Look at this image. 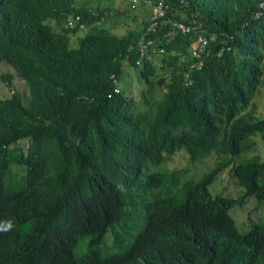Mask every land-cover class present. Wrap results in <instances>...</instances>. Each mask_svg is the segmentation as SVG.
I'll list each match as a JSON object with an SVG mask.
<instances>
[{
  "label": "trees",
  "instance_id": "trees-1",
  "mask_svg": "<svg viewBox=\"0 0 264 264\" xmlns=\"http://www.w3.org/2000/svg\"><path fill=\"white\" fill-rule=\"evenodd\" d=\"M190 1L201 12L210 40V55L203 53L199 59L202 65L189 52L192 35L162 43L164 54L142 57L137 42L153 12L143 2L130 6L131 14L80 0L1 2L6 12L18 16L11 27L30 28L33 42L19 35L23 54L14 63L30 89L29 101L17 92L10 99L0 94V110L5 109L0 119V170L46 163L62 177L55 190L62 194L61 201H52L51 214L32 220L43 233L36 241L26 234L4 264H86L61 243L71 211L65 201L78 193L100 197L108 189L120 192L116 178L108 175L133 153L130 145H150L165 123H185L204 137L215 133L214 123L225 137L224 150L234 155L246 153L254 146L251 137L263 134L256 101L264 96V21L245 23L263 10L264 0ZM173 5L178 2L173 0ZM141 8L148 18L138 12ZM118 17H132L137 28L114 34L108 24ZM82 26L85 34L73 46L72 38ZM129 69L135 71L136 82ZM166 73L171 74L169 82ZM2 81L11 84V77L3 76ZM133 84L142 88L139 100L128 93ZM237 112L244 114L235 119ZM211 153L203 147L201 158Z\"/></svg>",
  "mask_w": 264,
  "mask_h": 264
},
{
  "label": "clouds",
  "instance_id": "clouds-1",
  "mask_svg": "<svg viewBox=\"0 0 264 264\" xmlns=\"http://www.w3.org/2000/svg\"><path fill=\"white\" fill-rule=\"evenodd\" d=\"M2 1L0 81L28 102L30 89L14 63L23 54L19 35H25L32 43V32L30 28L11 27L18 16L6 12ZM176 1L178 5L172 6L173 0L167 4L177 18L190 23V15L198 13L201 19V12L190 0ZM180 4L187 7L183 9ZM259 11L245 26L251 20L264 21V16L256 18ZM166 28L159 31L164 33ZM3 76L11 77V84L3 82ZM165 76L169 82L171 74ZM17 81L29 90L26 100L15 89ZM191 84L189 79L187 85ZM13 93L9 97L0 91L4 99L12 98ZM4 113L3 108L0 119ZM244 113L237 112L234 118ZM211 126L215 133L204 137L203 132H193L185 123H165L150 145H130L133 153L108 175L116 178L120 192L108 189L100 197L92 192L78 193L65 201L71 211L61 235L63 247L86 264H264V222L252 224L242 234L231 214L239 208L237 218L247 221L244 206L250 203L257 215L264 217V152L260 153L257 141L264 139V132L251 137L254 146L250 150L234 155L224 150L221 130L214 123ZM203 147L212 151L204 159ZM179 155L186 165L170 168L169 162ZM207 160L209 169L201 174L197 167ZM18 167L10 165L0 170V264L5 263L8 253L19 250L26 234H33L31 240L36 241L43 230L32 220L41 213L51 214L55 207L52 201L57 205L62 198L55 192L62 177L54 174L50 165H24L16 171ZM214 184L228 188L224 193H213ZM106 251L115 252L105 255Z\"/></svg>",
  "mask_w": 264,
  "mask_h": 264
},
{
  "label": "built area",
  "instance_id": "built-area-1",
  "mask_svg": "<svg viewBox=\"0 0 264 264\" xmlns=\"http://www.w3.org/2000/svg\"><path fill=\"white\" fill-rule=\"evenodd\" d=\"M132 4V7L140 4L142 1L146 7L152 8V14L149 18V25L142 34V37L137 42L139 48L141 49V55L144 57L149 54V58L155 54H164L165 50L161 47L162 43H171L178 35H193L195 41L191 47V57L193 59H201L202 54L210 55V52H207L206 49L209 45V38L204 34V25L200 19V15L193 14L190 15L192 21L186 23L181 19L177 18L175 12H171L169 5L167 4L168 0H129ZM180 7L185 9L186 5L180 4ZM263 10L259 11L256 14V18H261L264 16V4L261 5ZM78 21L80 17L76 18ZM164 27H167L163 34L159 33V30H163ZM159 28V29H158ZM152 34H157L155 38H152ZM224 50L218 52V57H222ZM202 65L204 61L199 60ZM194 67V66H192Z\"/></svg>",
  "mask_w": 264,
  "mask_h": 264
},
{
  "label": "rangeland",
  "instance_id": "rangeland-1",
  "mask_svg": "<svg viewBox=\"0 0 264 264\" xmlns=\"http://www.w3.org/2000/svg\"><path fill=\"white\" fill-rule=\"evenodd\" d=\"M94 1L96 2V5L98 4L101 8H107L108 7L110 9L115 10V11H119V10L115 9L116 7H118V9H126L127 13H129V14L132 13L128 0H94ZM138 12L143 13L145 11L141 8L138 10ZM148 16H149V13H147V14L145 13V19H146V17L148 18ZM129 18L132 21L128 20V18H126V17H124V18L118 17V20H120L121 22H119L116 18L115 19L112 18L113 20L110 19L109 22H111V23L108 24V27L114 34L116 33V35L122 36L128 30L137 28L136 24H134L132 17H129ZM123 21H126V23H123ZM84 29H85V27L82 26L81 32L79 33V35L72 38L73 46L78 45V43H77L78 42V36H84V34H85ZM191 52H192V49H190V53ZM129 72L131 73L132 79L135 80V82H136L137 77H136L135 71L132 69H129ZM15 85H16L15 89L17 91H19L24 96V99L26 100L28 98V91H29L28 88L21 81H17V83H15ZM0 91L2 92V94L6 95V96H9L10 94H12L14 92L13 90L9 89L5 84H3L1 81H0ZM128 91H129L128 93L132 92L133 96L137 100L141 99V93H142L141 86H137V85L133 84L131 86L130 90H128ZM158 98H159V95H158ZM256 105H257V109H258V115L264 117V96L257 99ZM257 141L259 142L260 153H263L264 152V139L258 138ZM21 145H23V143ZM209 164H210V160L202 162L198 165L197 169H199L202 172L201 174H204L208 171ZM185 165H186V160L181 155L175 156L174 159L169 162L170 168L183 167ZM227 188H228L227 185L222 184V185L218 186L217 184H214L212 186L211 190L213 193H216V192L224 193V191L227 190ZM238 209L239 208L233 209L231 214L237 222V227H238V230L240 233H242V234L247 233L252 224L264 222V217L258 216L256 213V210L254 209V207H252V205L250 203L244 206V211L246 213L247 221H240L237 218L236 211ZM108 238H109V236H108ZM114 252L115 251H106L105 255H110V254H113Z\"/></svg>",
  "mask_w": 264,
  "mask_h": 264
},
{
  "label": "crops",
  "instance_id": "crops-1",
  "mask_svg": "<svg viewBox=\"0 0 264 264\" xmlns=\"http://www.w3.org/2000/svg\"><path fill=\"white\" fill-rule=\"evenodd\" d=\"M81 2H90V5H93V6H98V4L96 5V2L94 0H80ZM101 9H105V8H101ZM116 10H121V9H118V7L115 8ZM119 12V11H118Z\"/></svg>",
  "mask_w": 264,
  "mask_h": 264
}]
</instances>
